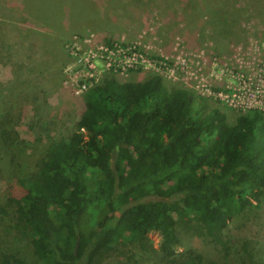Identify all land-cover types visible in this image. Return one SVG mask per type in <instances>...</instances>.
I'll use <instances>...</instances> for the list:
<instances>
[{
	"label": "trees",
	"instance_id": "16d2710c",
	"mask_svg": "<svg viewBox=\"0 0 264 264\" xmlns=\"http://www.w3.org/2000/svg\"><path fill=\"white\" fill-rule=\"evenodd\" d=\"M84 99L73 133L54 138L35 170L20 179L22 192L0 200V217L10 220L3 226L7 242L29 239L42 264H126L132 246L160 263L179 254L181 218L215 235L262 203L264 112L258 108L231 124L159 74L123 82L106 77ZM11 124L9 117L0 120V170L4 161L17 166L26 148ZM159 190L162 198L139 201L141 193ZM97 204L106 211L91 217ZM151 233L160 236L158 247ZM215 241L228 249L223 239ZM180 258V264H232L190 250ZM28 262L13 247H0V264Z\"/></svg>",
	"mask_w": 264,
	"mask_h": 264
},
{
	"label": "rangeland",
	"instance_id": "374dc122",
	"mask_svg": "<svg viewBox=\"0 0 264 264\" xmlns=\"http://www.w3.org/2000/svg\"><path fill=\"white\" fill-rule=\"evenodd\" d=\"M102 45L133 48L137 66L107 70L110 60L122 64L124 57ZM97 70L100 81L159 74L169 88L191 91L206 112L217 109L231 124L251 105L264 112V0H0V120L9 117L26 140L17 166L3 162L2 202L20 193V179L35 170L54 138L73 133L86 105L78 84ZM160 191L143 192L139 201L160 199ZM105 211L97 204L90 216ZM9 223L0 217V247L42 264L29 239L7 242ZM179 226L177 256L157 263L151 252L132 246L126 264H180L187 250L232 264H264V199L215 235L184 218ZM149 236L158 247L160 236Z\"/></svg>",
	"mask_w": 264,
	"mask_h": 264
},
{
	"label": "built area",
	"instance_id": "2783aa9c",
	"mask_svg": "<svg viewBox=\"0 0 264 264\" xmlns=\"http://www.w3.org/2000/svg\"><path fill=\"white\" fill-rule=\"evenodd\" d=\"M100 48L102 50H104L105 53H111L112 54V53H115L114 51H116V50H117V55L121 54V52L123 53L124 62L122 64H120L121 63L120 59L118 61H116L114 59V63H112L111 62L112 60H110L107 64L108 65L107 70H109V71L110 70L117 71L120 68L123 70H129L130 67L131 68L136 67L137 66L136 64H138V62H139L137 59L136 50H133V48H131V47H127L126 49H123V48H115L114 49L113 47H109L108 45L107 46L102 45ZM97 72H98V70L96 71L95 75H92L89 78V80L84 79L83 81L79 82L77 90H76L77 94L84 95L92 86H94L95 84L100 82L99 75H98L99 73H97ZM260 102H262V101L260 100ZM250 107L251 108H249V109L257 108L256 106H253V105H251ZM263 110H264V108H263Z\"/></svg>",
	"mask_w": 264,
	"mask_h": 264
}]
</instances>
